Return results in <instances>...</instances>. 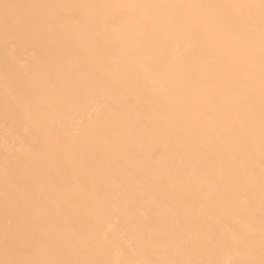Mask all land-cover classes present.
<instances>
[{
  "label": "bare ground",
  "instance_id": "obj_1",
  "mask_svg": "<svg viewBox=\"0 0 264 264\" xmlns=\"http://www.w3.org/2000/svg\"><path fill=\"white\" fill-rule=\"evenodd\" d=\"M35 11L47 13L46 9ZM58 11L72 22L21 24L7 33L0 24V188L7 158L9 168L25 177L31 192L48 191L39 210L64 226L63 239L68 242L88 245L143 232L151 233L152 244L174 252L178 243L191 236L186 246L191 258L222 264L259 261L264 173L258 136L252 146L255 162L247 159L246 133L229 107L234 97L223 76L228 69L209 80L193 65L182 79L173 80L162 76L154 57L135 60L136 41L131 37L122 42L109 27L103 35L86 38L79 23L82 12ZM174 55L170 48L169 59ZM25 108L35 109L39 128L20 117ZM174 110L186 116H177ZM201 112H207V118H201ZM34 135L40 137V147L35 149L30 147ZM57 140L59 146L48 149ZM32 211L29 204L22 208L18 218L22 227ZM3 221L0 196V245ZM205 234L217 243L209 244ZM150 248L141 249V258H156ZM90 255L113 262L124 258L122 249L112 246Z\"/></svg>",
  "mask_w": 264,
  "mask_h": 264
},
{
  "label": "snow or ice",
  "instance_id": "obj_2",
  "mask_svg": "<svg viewBox=\"0 0 264 264\" xmlns=\"http://www.w3.org/2000/svg\"><path fill=\"white\" fill-rule=\"evenodd\" d=\"M39 9H46L47 13L35 11ZM58 10L82 12L83 19L79 23L86 38L103 35L109 27L122 42L131 37L136 41L132 52L135 60L143 62L149 56L154 57L163 69L162 76H170L173 80L182 79L193 65L198 66L209 80L216 79L226 67L228 70L223 76L230 84V95L234 97L229 107L246 133L249 145L247 159L255 162V149L252 146L258 136L259 165L264 173V0L73 5H28L0 0V24L7 33L21 24L63 25L72 22ZM91 43L94 44V41ZM170 48L175 53L171 59ZM160 93L165 94L163 86ZM174 111L177 116H186V112ZM34 113L35 109L25 108L19 115L39 128L40 121ZM200 115L207 118L208 113L201 112ZM8 116L6 103L5 118ZM5 143H8L7 139ZM58 146L59 140L56 145H48V149L54 150ZM30 147H40L38 135L32 137ZM49 195L44 188L38 193L31 192L25 177L10 169L6 158L0 188L4 203L3 239L0 245L4 258L0 259V264H222L207 258L189 257L186 246L191 243V236L178 243L174 252H170L166 246L152 244L151 233L143 232L88 245L82 241L79 244L65 241L64 226L39 210L42 199ZM25 204H29L33 211L27 226L22 227L18 218ZM205 235L209 244L217 243L211 234ZM149 245L156 258L148 255L141 258V249ZM108 246L121 248L124 258L113 262L90 255ZM81 255L89 258L82 259ZM245 264H264V224L260 259L249 260Z\"/></svg>",
  "mask_w": 264,
  "mask_h": 264
}]
</instances>
